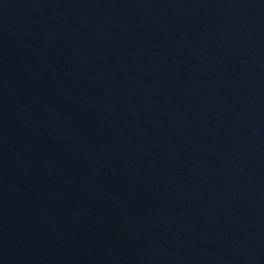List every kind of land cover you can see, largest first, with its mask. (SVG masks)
<instances>
[{
	"label": "water",
	"instance_id": "95a60500",
	"mask_svg": "<svg viewBox=\"0 0 264 264\" xmlns=\"http://www.w3.org/2000/svg\"><path fill=\"white\" fill-rule=\"evenodd\" d=\"M0 264H264V0H0Z\"/></svg>",
	"mask_w": 264,
	"mask_h": 264
}]
</instances>
